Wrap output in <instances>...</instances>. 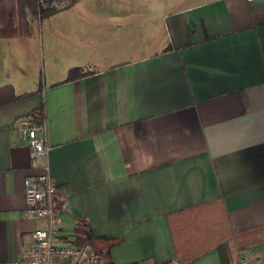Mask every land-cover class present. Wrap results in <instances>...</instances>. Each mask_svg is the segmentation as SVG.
<instances>
[{"label": "crops", "instance_id": "0c3cea01", "mask_svg": "<svg viewBox=\"0 0 264 264\" xmlns=\"http://www.w3.org/2000/svg\"><path fill=\"white\" fill-rule=\"evenodd\" d=\"M30 23L0 35V264L45 224L24 214L15 125L39 105L56 241L264 264V0H76Z\"/></svg>", "mask_w": 264, "mask_h": 264}, {"label": "built area", "instance_id": "2783aa9c", "mask_svg": "<svg viewBox=\"0 0 264 264\" xmlns=\"http://www.w3.org/2000/svg\"><path fill=\"white\" fill-rule=\"evenodd\" d=\"M20 137L28 147L29 165L32 172L23 178L25 198L24 214L31 218H43L45 224L35 227L31 239L23 245L9 264H105L91 240L81 243L55 240L60 218L53 205L58 186L47 160L45 120H36L29 112L15 118ZM126 264H182L177 261L150 262L137 259ZM237 264H252L240 254Z\"/></svg>", "mask_w": 264, "mask_h": 264}, {"label": "trees", "instance_id": "16d2710c", "mask_svg": "<svg viewBox=\"0 0 264 264\" xmlns=\"http://www.w3.org/2000/svg\"><path fill=\"white\" fill-rule=\"evenodd\" d=\"M75 1L76 0H0V35H28L31 32L30 21L32 18L44 17ZM87 72V69H83L78 65H73L68 68L66 78L79 76ZM17 95H22V93ZM30 113L36 120L44 119L42 105L32 108ZM87 235L91 239L96 250L98 248H103L104 260H109L110 254L108 246L111 243L112 236L108 234H93L90 230L87 231ZM100 239L104 242L103 245ZM200 251L202 250L198 252ZM196 254L188 256L186 259H191L195 257Z\"/></svg>", "mask_w": 264, "mask_h": 264}, {"label": "rangeland", "instance_id": "374dc122", "mask_svg": "<svg viewBox=\"0 0 264 264\" xmlns=\"http://www.w3.org/2000/svg\"><path fill=\"white\" fill-rule=\"evenodd\" d=\"M76 243H81V242H83V241H75ZM97 253H98V255H99V257L102 259V260H104L105 259V256H104V254H103V248H98L97 249ZM116 264V263H115Z\"/></svg>", "mask_w": 264, "mask_h": 264}, {"label": "water", "instance_id": "95a60500", "mask_svg": "<svg viewBox=\"0 0 264 264\" xmlns=\"http://www.w3.org/2000/svg\"><path fill=\"white\" fill-rule=\"evenodd\" d=\"M105 264H112V260L105 261Z\"/></svg>", "mask_w": 264, "mask_h": 264}]
</instances>
